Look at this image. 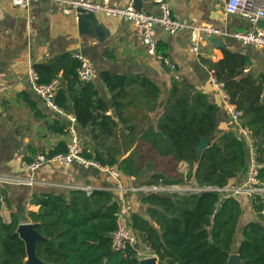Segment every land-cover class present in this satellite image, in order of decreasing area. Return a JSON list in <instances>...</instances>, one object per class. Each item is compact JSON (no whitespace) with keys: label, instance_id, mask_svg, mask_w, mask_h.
<instances>
[{"label":"trees","instance_id":"1","mask_svg":"<svg viewBox=\"0 0 264 264\" xmlns=\"http://www.w3.org/2000/svg\"><path fill=\"white\" fill-rule=\"evenodd\" d=\"M222 51V59L202 62L241 112L242 126L251 131L264 185V73L246 71L252 64L246 55ZM78 65L72 54L63 53L37 63L34 69L40 83L59 79L55 101L76 117L86 157L133 178L135 185L222 188L231 179L247 176V142L240 131L220 133V109L206 92L180 80L166 94L142 73L101 70L99 76L109 94L106 99L94 82L78 78ZM66 128L64 118L47 125L48 132L59 136L66 135ZM202 138L208 146L198 156ZM66 150V142L59 140L46 155ZM183 163L186 171L180 169ZM137 194L148 218L138 212L124 217L136 242L119 252L112 250L109 237L122 212L113 191L95 189L89 195L79 188L67 193L34 192L29 204L39 209L28 210L24 219L43 238L36 242V256L42 264H140L146 254L156 256L159 264H227L232 254H238L241 264H264L261 195L253 196L256 219L245 224L237 245L243 209L236 197L216 190ZM4 206L11 209L9 220L2 215ZM24 219L12 210L0 187V264H26V244L18 232Z\"/></svg>","mask_w":264,"mask_h":264},{"label":"crops","instance_id":"2","mask_svg":"<svg viewBox=\"0 0 264 264\" xmlns=\"http://www.w3.org/2000/svg\"><path fill=\"white\" fill-rule=\"evenodd\" d=\"M134 1L111 0V4L124 7L134 4ZM166 1L176 19L190 26L211 24L228 33L227 36H219L215 42L210 41L209 36L202 35L201 49L197 53L191 46L190 30L168 35L157 28L159 49L163 50L161 54L176 64L174 70L167 72L160 61L147 53L129 20L98 12L89 33H80L77 14L63 12L62 1L36 0L29 7H20L0 0V174L33 181L31 184L5 183L0 187L5 190L12 210L23 219L28 210L39 209V206L29 204L34 192L59 190L67 193L81 185L113 191L121 203L123 218L134 212L148 218L146 206L140 201L141 196L130 191L135 184L133 178L122 176L117 180L108 173L77 163L61 166L49 162L33 173L23 170L22 161L26 157L46 154L59 140L66 143L68 140L66 129L63 136L47 131L48 123L55 119L62 120L64 116L47 108L29 82V70L54 55L70 53L74 56L78 53L85 57L96 67L97 74L92 82L106 99H109V94L100 79L101 70L142 73L153 79L166 94L174 81L185 80L209 94L211 101L219 107L220 133L229 129L239 131L213 86L212 72L202 59L218 61L224 56L222 50L229 49L250 59L252 64L246 71L251 68L254 75L264 73V49L244 45L231 35L252 29L254 25L246 18L226 14L223 8L225 0ZM138 5L147 12H159L158 0H139ZM43 149L45 153H42ZM246 178L243 175L231 179L228 185L242 186ZM234 197L243 209L236 236L238 245L243 227L256 219V213L252 207L253 196L241 192ZM10 212V208L3 207L2 215L6 220H9ZM25 219L22 223H32Z\"/></svg>","mask_w":264,"mask_h":264},{"label":"built area","instance_id":"3","mask_svg":"<svg viewBox=\"0 0 264 264\" xmlns=\"http://www.w3.org/2000/svg\"><path fill=\"white\" fill-rule=\"evenodd\" d=\"M12 5L20 7H29L33 1L36 0H6ZM62 1L64 3L63 12L77 13L79 9L88 12L98 13L104 12L107 15L117 18L129 20L133 23L137 34L140 36L147 53L155 57L163 65L165 72L174 70L176 64L166 55H162L158 48V39L156 36V29H161L165 34L174 35L182 31H191V46L195 52H200V37L202 35H217L227 36L228 33L222 31L220 28L211 24L202 23L197 26H190L184 21L176 19L172 15L171 8L166 0H158L159 12L151 13L137 8L133 3L127 6L119 7L111 4V0H103L102 2H92L88 0H54ZM224 12L229 15H238L248 19L254 27L245 31H237L231 34L233 37L239 39L244 45H250L258 49H264V27L259 25L260 21H264V0H225ZM74 57L79 61L76 69L78 78L82 82H92L97 74L96 67L90 63L81 54H74ZM39 75L36 70L31 68L29 70V82L35 93L42 99L47 108L53 110L57 114L64 116L67 120L66 131L68 133V140L66 143L67 150L65 152L57 153L51 157L46 154H38L31 159H24L22 161V168L26 172L33 173L40 169L44 164L49 162L58 163L61 166H69L72 163H77L83 167L96 168L99 171L108 173L115 179L122 177L121 173L112 167L103 166L98 161L88 158L83 154L84 146L82 139L78 135L76 125V117L69 111L62 108L55 101V97L60 89L59 79H54L50 83H40ZM213 86L220 96V99L227 109L232 121L237 125L239 131L245 138L248 145L249 165L246 181L242 186L226 185L222 188L218 187H204L194 189L190 186H158V185H135L130 187L133 193H148L159 192L167 190H216L225 196H234L238 193H246L251 196L261 195L264 197V185L260 183L259 174L262 164L258 161V152L252 138L251 131L242 126L241 112L230 102V98L226 93L222 83L218 82L213 76ZM31 184L33 181L18 177V176H4L0 174V186L5 183L11 184ZM85 191L88 195L91 194L95 188L91 185H81L78 187ZM124 212L118 216L117 226L110 234L111 248L113 251L126 252L131 246H134L136 240L132 231L125 225Z\"/></svg>","mask_w":264,"mask_h":264},{"label":"water","instance_id":"4","mask_svg":"<svg viewBox=\"0 0 264 264\" xmlns=\"http://www.w3.org/2000/svg\"><path fill=\"white\" fill-rule=\"evenodd\" d=\"M139 0L134 1V5L137 8H141L138 5ZM77 18L79 24L80 33H89V27L95 18V13L88 12L83 9H79L77 11ZM259 25L264 27V21H260ZM219 39L217 35H211L209 37L210 41L215 42ZM208 146V140L206 138H202L198 147V156L201 155L202 151ZM18 232L20 236L24 239L27 250V259L29 261L28 264H42V261L36 256V242L38 240H42V236L40 233L34 228V224L32 223H21L18 228ZM156 256H147L145 258L140 259V264H159ZM227 264H241V258L238 254H232L229 257Z\"/></svg>","mask_w":264,"mask_h":264},{"label":"rangeland","instance_id":"5","mask_svg":"<svg viewBox=\"0 0 264 264\" xmlns=\"http://www.w3.org/2000/svg\"><path fill=\"white\" fill-rule=\"evenodd\" d=\"M180 169H181L182 171H185V164H184V163L180 165ZM144 254H145L144 252H141V253H140L141 256H143ZM144 256L146 257V256H151V255H147V254H146V255H144ZM145 257H142V258H145ZM156 260H157V259H156ZM28 263H29V261H28V259H26V264H28Z\"/></svg>","mask_w":264,"mask_h":264}]
</instances>
